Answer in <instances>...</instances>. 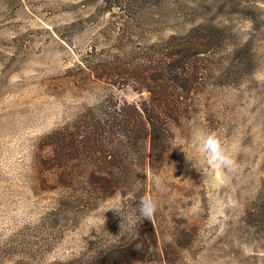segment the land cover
Here are the masks:
<instances>
[{"label": "rangeland", "instance_id": "374dc122", "mask_svg": "<svg viewBox=\"0 0 264 264\" xmlns=\"http://www.w3.org/2000/svg\"><path fill=\"white\" fill-rule=\"evenodd\" d=\"M126 21L137 43L200 24L223 36L190 118L171 125L165 162L148 171L162 261L138 264H264V0H0V264H103L98 254L120 242L122 194L70 224L44 222L60 191H50L40 148L98 104L96 85L73 83L67 70ZM115 95L149 98L130 85ZM195 127L217 133L234 170L206 163L191 144Z\"/></svg>", "mask_w": 264, "mask_h": 264}, {"label": "trees", "instance_id": "16d2710c", "mask_svg": "<svg viewBox=\"0 0 264 264\" xmlns=\"http://www.w3.org/2000/svg\"><path fill=\"white\" fill-rule=\"evenodd\" d=\"M118 9L127 12L123 5ZM127 24L116 34L101 33L103 49L93 44L80 63L67 70L73 83L85 88L95 84L100 100L45 136L40 148L46 152L42 166L54 176L50 191H60L56 208L44 222L70 224L72 215L85 216L125 190L131 194L122 209L134 223L115 226L122 238L95 258L103 264L162 261L154 222L136 216L138 201L132 198L149 196L148 171L165 162L171 125L181 126L190 118L203 90L210 53L223 38L200 24L155 43H137L129 27L124 28ZM127 85L146 90L149 98L140 105L121 104L116 90ZM136 254L143 258H134ZM148 254L159 258L147 259Z\"/></svg>", "mask_w": 264, "mask_h": 264}, {"label": "clouds", "instance_id": "9594fccd", "mask_svg": "<svg viewBox=\"0 0 264 264\" xmlns=\"http://www.w3.org/2000/svg\"><path fill=\"white\" fill-rule=\"evenodd\" d=\"M191 144L193 148L199 150L201 153L204 154L206 163L210 167L217 169L224 168L230 171L235 169L236 167L235 160L232 158V155L229 153L228 149L224 146L223 142L218 137L216 132L195 127L191 137ZM181 145L183 146V142H181V144L179 145H173V147H177ZM154 183L158 187L160 184L159 179L158 178L155 179ZM130 195L131 194L127 190H125L122 193L125 203L128 202ZM132 201H138L135 207L136 216L142 218L143 220L147 219L152 221L154 215L158 210L157 202L148 195L141 196L138 199L133 197ZM110 209H115L120 213V210L117 208H110ZM122 217H123V223L121 224V227H123L125 222H127L129 225H132L134 223V218L132 215L122 216Z\"/></svg>", "mask_w": 264, "mask_h": 264}]
</instances>
